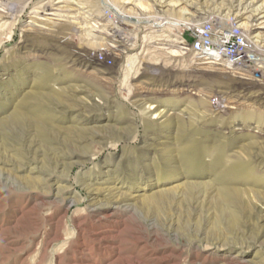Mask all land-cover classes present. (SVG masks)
Instances as JSON below:
<instances>
[{
	"label": "rangeland",
	"instance_id": "1",
	"mask_svg": "<svg viewBox=\"0 0 264 264\" xmlns=\"http://www.w3.org/2000/svg\"><path fill=\"white\" fill-rule=\"evenodd\" d=\"M263 14L0 0V264H264ZM182 25L250 62H196Z\"/></svg>",
	"mask_w": 264,
	"mask_h": 264
},
{
	"label": "bare ground",
	"instance_id": "2",
	"mask_svg": "<svg viewBox=\"0 0 264 264\" xmlns=\"http://www.w3.org/2000/svg\"><path fill=\"white\" fill-rule=\"evenodd\" d=\"M137 1V0H134ZM40 3V2H39ZM38 4V3H37ZM36 5V4H34ZM44 5V4H43ZM15 3H11L8 7V16L10 15L12 18V15L15 10ZM38 7V6H37ZM40 7V4H39ZM38 7V8H39ZM44 6H42L41 10L43 9ZM45 8V7H44ZM36 9V8H35ZM40 9V8H39ZM230 9V8H229ZM246 9V8H245ZM244 9V10H245ZM263 9V8H262ZM261 13H263V10L261 11ZM260 13V14H261ZM264 18V14L263 17ZM126 21V18H122V22ZM2 22V21H0ZM158 22V21H157ZM160 22V21H159ZM17 23V22H16ZM157 24V23H156ZM161 24V23H160ZM9 25V23H8ZM14 25V24H13ZM7 27V23L3 21L2 24H0V36L2 35V31L4 30V28ZM157 28H160V25L158 23V25L152 24V29L153 31L151 33H160L163 34L165 32V30H159ZM10 32V31H9ZM13 38V34L12 32L8 35V38L5 40V42H9L10 40H12ZM248 40V38H246ZM249 41V40H248ZM3 40H0V47L3 44ZM256 48V46H255ZM193 51H195L196 57H194L193 60H195L196 62H201V61H205L207 60V62L209 64H219L221 62H225L228 66H231V68L229 69H233L236 66H240L242 65L243 61H240V58H235L232 55H229L227 52H225L224 49H221L220 47H206L203 46L202 44H193ZM248 51V50H247ZM78 55L77 57H83L80 53H75V56ZM81 55V56H79ZM146 55H148V52L146 53ZM262 55V54H261ZM74 56V55H73ZM133 56H131L130 58H132ZM135 57V56H134ZM146 58V57H144ZM203 59V60H202ZM78 60V59H77ZM261 60H264L263 58H261ZM195 62V63H196ZM245 62V61H244ZM250 61H247V63H249ZM18 120H20V117H17ZM85 164V163H84ZM242 165V164H241ZM191 186L189 187L191 191H193L195 188H197V184H190ZM230 192V191H229ZM228 194V193H227Z\"/></svg>",
	"mask_w": 264,
	"mask_h": 264
},
{
	"label": "built area",
	"instance_id": "3",
	"mask_svg": "<svg viewBox=\"0 0 264 264\" xmlns=\"http://www.w3.org/2000/svg\"><path fill=\"white\" fill-rule=\"evenodd\" d=\"M163 25H168L170 27V24L168 22ZM181 28L182 27H180V29ZM182 31L184 32V34H187L189 37V41H190V43H188L190 46L189 51H191L194 54V57H196V54H195V51H193V44H202L203 46H206V47H220L221 49H224L225 52L229 53V55H232L233 57H236V58H240L242 59V61H247V58H245V56H248V54L246 55V53L243 51L244 47L239 44L234 47V46H231L230 44L231 43L230 41H232L231 39L237 38L236 34L235 35L232 34L230 36L225 35L223 37L213 38L211 36L210 31H207L204 26H201V27L194 26L191 28L188 26H183ZM178 39H179V42H185V44H187V41L184 38V36H179Z\"/></svg>",
	"mask_w": 264,
	"mask_h": 264
}]
</instances>
